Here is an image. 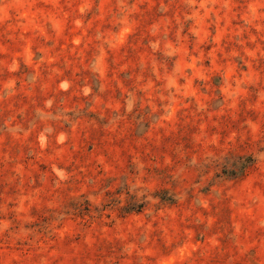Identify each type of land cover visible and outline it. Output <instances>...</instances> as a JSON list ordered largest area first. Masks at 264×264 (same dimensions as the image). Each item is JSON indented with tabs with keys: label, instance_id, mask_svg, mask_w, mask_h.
Wrapping results in <instances>:
<instances>
[{
	"label": "rangeland",
	"instance_id": "rangeland-1",
	"mask_svg": "<svg viewBox=\"0 0 264 264\" xmlns=\"http://www.w3.org/2000/svg\"><path fill=\"white\" fill-rule=\"evenodd\" d=\"M0 264H264V0H0Z\"/></svg>",
	"mask_w": 264,
	"mask_h": 264
}]
</instances>
